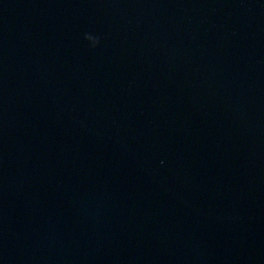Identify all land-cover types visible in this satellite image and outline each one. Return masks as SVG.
Wrapping results in <instances>:
<instances>
[{
  "label": "water",
  "instance_id": "obj_1",
  "mask_svg": "<svg viewBox=\"0 0 264 264\" xmlns=\"http://www.w3.org/2000/svg\"><path fill=\"white\" fill-rule=\"evenodd\" d=\"M0 264H264V0H0Z\"/></svg>",
  "mask_w": 264,
  "mask_h": 264
},
{
  "label": "clouds",
  "instance_id": "obj_2",
  "mask_svg": "<svg viewBox=\"0 0 264 264\" xmlns=\"http://www.w3.org/2000/svg\"><path fill=\"white\" fill-rule=\"evenodd\" d=\"M90 38H91L92 40H94V42L92 43L93 46H96V45L99 44V38L93 37V36H91L90 34L86 35V39L90 40Z\"/></svg>",
  "mask_w": 264,
  "mask_h": 264
}]
</instances>
